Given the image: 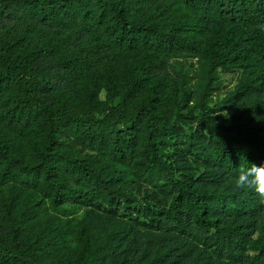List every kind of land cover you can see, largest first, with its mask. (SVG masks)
Here are the masks:
<instances>
[{
	"label": "trees",
	"instance_id": "obj_1",
	"mask_svg": "<svg viewBox=\"0 0 264 264\" xmlns=\"http://www.w3.org/2000/svg\"><path fill=\"white\" fill-rule=\"evenodd\" d=\"M250 163L264 0H0V264H264Z\"/></svg>",
	"mask_w": 264,
	"mask_h": 264
},
{
	"label": "clouds",
	"instance_id": "obj_2",
	"mask_svg": "<svg viewBox=\"0 0 264 264\" xmlns=\"http://www.w3.org/2000/svg\"><path fill=\"white\" fill-rule=\"evenodd\" d=\"M234 182L237 188L251 189L264 201V165L250 163L248 167H240Z\"/></svg>",
	"mask_w": 264,
	"mask_h": 264
},
{
	"label": "rangeland",
	"instance_id": "obj_3",
	"mask_svg": "<svg viewBox=\"0 0 264 264\" xmlns=\"http://www.w3.org/2000/svg\"><path fill=\"white\" fill-rule=\"evenodd\" d=\"M191 80H192V78H191Z\"/></svg>",
	"mask_w": 264,
	"mask_h": 264
}]
</instances>
